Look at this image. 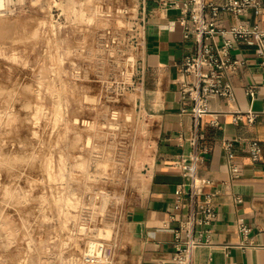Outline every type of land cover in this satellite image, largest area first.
<instances>
[{"label": "rangeland", "instance_id": "374dc122", "mask_svg": "<svg viewBox=\"0 0 264 264\" xmlns=\"http://www.w3.org/2000/svg\"><path fill=\"white\" fill-rule=\"evenodd\" d=\"M145 2L3 0L23 21L0 45V264H82L91 240L121 264L155 142Z\"/></svg>", "mask_w": 264, "mask_h": 264}, {"label": "crops", "instance_id": "0c3cea01", "mask_svg": "<svg viewBox=\"0 0 264 264\" xmlns=\"http://www.w3.org/2000/svg\"><path fill=\"white\" fill-rule=\"evenodd\" d=\"M162 1L146 0L144 10L139 11L144 25L138 101L155 127V142L144 173V195L127 218L121 264L169 263L173 230L192 206L186 195L178 200L174 194L177 186L185 182L177 162L189 158L194 151L192 136H196L201 156L197 175L211 180L204 191L213 192L217 212L210 226L214 244L196 247L194 264H264V70L259 67L256 46L244 41L234 43L231 54L243 63L225 74L233 97L211 95L210 112L195 124L192 116L182 111L189 107V100L178 91L182 58L193 45L183 36L179 10L164 6ZM262 4L260 15L251 10L239 15L220 14L218 22L228 27L241 21L264 30V0ZM22 21L19 17L0 21V45L14 37ZM249 88L253 95L248 93ZM248 111L256 113L254 122L244 116L235 119L238 112L244 115ZM212 120L218 125H213ZM228 138L233 139L231 160L239 166L234 176L230 175L222 145ZM253 139L260 144L256 161L248 150ZM239 224L249 228L246 235L239 231Z\"/></svg>", "mask_w": 264, "mask_h": 264}, {"label": "built area", "instance_id": "2783aa9c", "mask_svg": "<svg viewBox=\"0 0 264 264\" xmlns=\"http://www.w3.org/2000/svg\"><path fill=\"white\" fill-rule=\"evenodd\" d=\"M162 4L179 10L178 21L183 25V36L193 45L192 50L182 58L178 91L182 98L190 102L189 107L182 111L188 112L197 124L202 116L210 112L211 95L228 99L233 97L232 86L225 74L236 70L243 63L231 54L234 43L244 41L254 44L260 57L259 67L264 70V30L241 21L228 27L218 22L220 14L239 15L245 10H251L255 15H260L263 12L262 0H163ZM248 93L253 95V89L249 88ZM243 116L252 123L257 115L250 111L244 115L238 112L235 119H242ZM212 124L217 126L218 122L212 120ZM191 143L195 146L192 154L177 162L185 182L177 186L174 194L178 200L180 196L186 195L192 206L187 216L180 219L173 230V252L168 264H194L195 248L214 244L210 226L217 212L213 192L204 191L211 180L197 175V164L201 156L196 136H192ZM222 145L228 158L230 175L234 176L238 174L239 166L231 160L233 139H224ZM248 150L251 159L256 161L260 151L259 141L250 140ZM236 200L240 201V198L236 197ZM238 229L244 235L249 231L244 224H239ZM82 264H111L105 243L101 240L89 241L82 253Z\"/></svg>", "mask_w": 264, "mask_h": 264}, {"label": "bare ground", "instance_id": "6f19581e", "mask_svg": "<svg viewBox=\"0 0 264 264\" xmlns=\"http://www.w3.org/2000/svg\"><path fill=\"white\" fill-rule=\"evenodd\" d=\"M3 6V0H0V8Z\"/></svg>", "mask_w": 264, "mask_h": 264}]
</instances>
